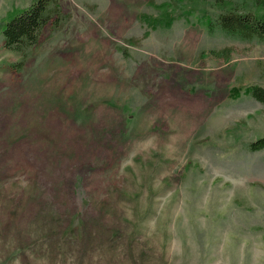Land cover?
<instances>
[{
  "label": "rangeland",
  "instance_id": "rangeland-1",
  "mask_svg": "<svg viewBox=\"0 0 264 264\" xmlns=\"http://www.w3.org/2000/svg\"><path fill=\"white\" fill-rule=\"evenodd\" d=\"M36 1L0 0V264H264V39L205 24L264 0H49L7 49Z\"/></svg>",
  "mask_w": 264,
  "mask_h": 264
},
{
  "label": "trees",
  "instance_id": "trees-1",
  "mask_svg": "<svg viewBox=\"0 0 264 264\" xmlns=\"http://www.w3.org/2000/svg\"><path fill=\"white\" fill-rule=\"evenodd\" d=\"M219 4V7L222 8L223 3ZM48 5L49 0H37L30 7L9 17L1 28L4 46L12 51L24 53L30 46L36 44L40 31L46 27L52 18ZM54 8L59 10L57 6ZM205 24L209 31L220 29L226 35L243 40L264 39V14L250 11L242 12L235 8L227 9L218 14L214 20L208 18ZM249 93L256 100L264 103V88L251 87ZM249 148L254 152L264 149V138L251 143Z\"/></svg>",
  "mask_w": 264,
  "mask_h": 264
}]
</instances>
